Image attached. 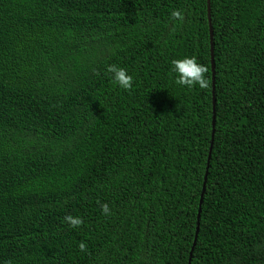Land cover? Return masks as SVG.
Segmentation results:
<instances>
[{
	"label": "trees",
	"instance_id": "1",
	"mask_svg": "<svg viewBox=\"0 0 264 264\" xmlns=\"http://www.w3.org/2000/svg\"><path fill=\"white\" fill-rule=\"evenodd\" d=\"M208 4L213 73L207 0H0V264H187L211 138L189 264H264V0Z\"/></svg>",
	"mask_w": 264,
	"mask_h": 264
},
{
	"label": "clouds",
	"instance_id": "2",
	"mask_svg": "<svg viewBox=\"0 0 264 264\" xmlns=\"http://www.w3.org/2000/svg\"><path fill=\"white\" fill-rule=\"evenodd\" d=\"M173 15L178 16L179 13H173ZM171 70L175 74V82L181 86L191 87L192 85H198L201 88L207 86V78L204 75L207 71L206 67L199 64L193 57H182L179 59H174L171 62ZM107 71L112 74V80L115 85L122 89H128L132 84V76L128 74L123 68L116 65H108ZM101 210L103 212L108 211L107 204L101 205ZM78 224V220L72 221ZM83 249V244L80 245Z\"/></svg>",
	"mask_w": 264,
	"mask_h": 264
},
{
	"label": "water",
	"instance_id": "3",
	"mask_svg": "<svg viewBox=\"0 0 264 264\" xmlns=\"http://www.w3.org/2000/svg\"><path fill=\"white\" fill-rule=\"evenodd\" d=\"M207 19H208V29H209V39H210V61H211V71L213 73L214 71V67H213V61H212V45H211V37H212V31H211V26H210V19H209V4H208V0H207ZM211 143H212V138L210 140V145L208 148V154H207V161H206V167H205V171H204V176H203V182H202V186H201V192H200V196H199V201H198V208H197V215H196V227H195V233H194V237L192 240V244H191V249L189 252V258L187 261V264H189V260H190V255H191V250L195 244V239H196V233H197V229H198V218H199V212H200V205H201V200H202V196H203V192H204V187H205V180H206V173H207V162L210 156V149H211Z\"/></svg>",
	"mask_w": 264,
	"mask_h": 264
}]
</instances>
